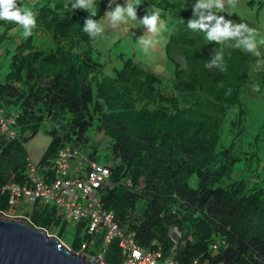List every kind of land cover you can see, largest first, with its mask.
<instances>
[{"label": "trees", "instance_id": "16d2710c", "mask_svg": "<svg viewBox=\"0 0 264 264\" xmlns=\"http://www.w3.org/2000/svg\"><path fill=\"white\" fill-rule=\"evenodd\" d=\"M164 1L180 7L168 45L175 64L171 80L124 55L101 61L95 36L83 27L89 16L96 21L112 8L110 0L89 10L72 8L76 0H41L31 8L33 34L16 46L7 72L0 69L1 105L15 115L17 135L0 133V215L11 208L8 187L32 186L27 146L42 130L51 136L39 161L46 182L59 152L93 147L84 142L94 132L105 138L111 155L109 164L96 162L112 170L113 185L101 196L104 208L142 251L159 255L160 264H264V171L254 166L255 143L244 142L247 103L264 93V49L255 56L235 41H209L205 31L188 27L198 18L193 8L184 14L179 4ZM17 26L0 20V44ZM217 53L226 71L205 67ZM29 215L32 227L46 231L68 224L56 208L40 203ZM174 228L179 240L172 238ZM88 241L77 230L71 251L81 253ZM104 261L123 264L118 240Z\"/></svg>", "mask_w": 264, "mask_h": 264}, {"label": "rangeland", "instance_id": "374dc122", "mask_svg": "<svg viewBox=\"0 0 264 264\" xmlns=\"http://www.w3.org/2000/svg\"><path fill=\"white\" fill-rule=\"evenodd\" d=\"M40 1L41 0H20V3L23 7L31 10V8H34V5ZM97 1L103 2L105 0H93V7H95V3ZM168 1L173 4H179L183 7L185 10L184 14H186L187 11H191L193 5L197 3V0ZM252 1H254V3H252ZM263 1L264 0H235V6H232L225 0V6L223 8V11L227 9L225 14V19L227 18L226 20H232L235 23H244L250 28L256 29L258 34L256 36L258 49H264V11H257L258 8L264 9ZM111 4L112 8L104 10L103 16L96 20L103 28L102 34L95 36V43L99 46L102 52L101 61L105 63L107 59L108 62H117V57L124 55V59L134 58L140 65L152 70L154 73L166 80L174 79L175 64L172 63L169 58L168 45L177 26V19L174 16V13L178 12L180 7H170L164 0H113V3ZM117 4L122 7H126L127 4H131L134 8H136L137 19L132 20L125 14L124 22L113 25L110 17L106 15V13L114 10ZM221 10L222 9L218 8L211 9L212 14L215 16L219 15V13L221 14ZM202 11L204 16L209 15V10ZM90 12L93 13V11ZM153 12H158L160 20H163L165 24V27L161 29L159 35L148 32L147 28L140 20L145 15H151ZM87 13H89V11L85 12V14ZM0 32L2 31L0 30ZM9 36L10 39L0 44V69L2 73L7 72V64L9 63L11 54L15 50L16 46L21 41L26 39L23 35V29L19 25L10 31ZM140 37L153 41L147 51H145L143 45L139 42ZM177 57L179 58L181 64L184 65V60L181 59V56L178 55ZM247 104L249 108L248 117L250 119L248 123L249 134L244 137L245 146L250 143H255L254 148L250 150V152H256L258 155V161L254 166L259 167L260 171H264V93L261 96H257L255 99L249 100ZM62 124V122L56 123L58 127ZM87 141L91 142L94 148L89 149V154L85 156L83 154L88 162H97L100 165L109 164L111 162L109 160V156L111 157L110 151L107 148V143L103 136L90 132L84 143ZM50 143L51 136L46 134L45 130H42L27 146L31 158L36 161L40 160L42 154L47 150ZM82 146L83 148L90 147V145L86 144H83ZM81 162L83 165L87 166L86 163L83 161ZM239 175L240 172L236 171L234 177L238 178ZM18 207L16 209H18ZM0 219L5 220L6 216L0 215ZM60 229H62V226L59 227L58 230L55 229L49 231V235L58 237L59 232L61 231L60 240L67 246L71 247L75 242L76 236L74 225L70 223L63 230ZM185 238L190 241L192 237L190 233H188ZM174 239L178 240L179 236H176ZM82 252L84 251L82 250ZM83 257L87 258V256Z\"/></svg>", "mask_w": 264, "mask_h": 264}, {"label": "built area", "instance_id": "2783aa9c", "mask_svg": "<svg viewBox=\"0 0 264 264\" xmlns=\"http://www.w3.org/2000/svg\"><path fill=\"white\" fill-rule=\"evenodd\" d=\"M14 114H7L0 100V133L8 138H16L12 129ZM82 148L77 145L65 147L59 152L51 182H45L40 175L39 161L29 154L27 175L31 181L30 188L8 187L11 190V208L2 214L6 219L31 223L30 212L34 205L56 208L72 223L75 230L80 229L89 241L84 243L82 250L89 254L90 259L98 264H105L108 248L119 241L123 254V264H160L159 255L142 251L134 241L132 234L122 230L116 221V216L104 208L101 196L105 189L112 186V170L95 162H88L82 154ZM86 161L87 167L78 161ZM19 206V207H18ZM18 207V209H16ZM48 232V231H47ZM179 236L173 229L172 238ZM178 239V240H179ZM217 250V247H214ZM165 264H176L168 260Z\"/></svg>", "mask_w": 264, "mask_h": 264}, {"label": "clouds", "instance_id": "9594fccd", "mask_svg": "<svg viewBox=\"0 0 264 264\" xmlns=\"http://www.w3.org/2000/svg\"><path fill=\"white\" fill-rule=\"evenodd\" d=\"M226 2L229 5L235 6V0H226ZM111 3H113V0H111ZM93 6H94L93 0H76V2L72 4V8L74 9L79 8L83 10L92 9ZM224 6H225V0H197V3L193 5V15L194 17H198V18L190 19L188 21V27L193 31H197V30L205 31L206 38L209 41H214L222 45L228 43L229 41H235L237 47H242L245 51L252 53L255 56H259L260 52L258 50V42L256 39V36L258 35L256 29L250 28L247 24L244 23H235L232 20H226L227 19V18L225 19L226 11L223 12V17L215 16L212 14L211 9L213 8L223 9ZM202 10H209V15L207 17L204 16ZM94 14L95 13L93 12V15ZM125 14L128 18H131L132 20L137 19L136 8H134L131 4H127L126 7H122L119 4H117L114 10L106 13V15L110 17L113 25H116L117 23L120 22H124ZM0 20H4L6 22H12L22 27L23 35L25 38L31 36L33 34V30L36 28V14L30 9L23 7L20 3V0H0ZM140 20L141 23L147 28L148 32L156 35H159L161 29L165 27L164 21L160 20V16L158 12H153L151 15H145ZM206 20L208 21V23H205ZM212 20H215L216 23L214 26L209 28L208 25L211 23ZM158 22H159V27H158ZM83 30L85 33H88L90 36H97L102 34L103 32L102 26H100L97 21L92 19L91 16L85 19ZM139 42L143 45L145 51H147V49L153 43L152 40L144 39L143 37L139 38ZM213 66H216L222 72L226 71V66L224 64L223 57L221 54L219 53L215 54L212 61L205 65V67L207 68H212ZM254 90L258 91L259 89L257 87L254 88ZM79 147L82 148V152H83L82 154H84L83 146L81 145ZM83 162L86 163V161ZM80 163L81 165H83L82 162L79 160L77 162L78 167ZM47 233L49 234V231ZM81 234L83 235L82 232ZM56 238L60 240L59 237ZM64 245L67 246L66 244ZM67 247L71 250L69 246ZM79 255H81L82 257L87 256L89 260L86 257L85 258L88 261L93 262L90 259L88 253L81 252L79 253Z\"/></svg>", "mask_w": 264, "mask_h": 264}, {"label": "water", "instance_id": "95a60500", "mask_svg": "<svg viewBox=\"0 0 264 264\" xmlns=\"http://www.w3.org/2000/svg\"><path fill=\"white\" fill-rule=\"evenodd\" d=\"M0 264H98L22 221L0 219Z\"/></svg>", "mask_w": 264, "mask_h": 264}, {"label": "crops", "instance_id": "0c3cea01", "mask_svg": "<svg viewBox=\"0 0 264 264\" xmlns=\"http://www.w3.org/2000/svg\"><path fill=\"white\" fill-rule=\"evenodd\" d=\"M90 148H92L93 149V147L91 146V147H87V148H84L83 150H84V156L85 155H87V154H89V149ZM85 151H87V152H85ZM86 165H84V167H85Z\"/></svg>", "mask_w": 264, "mask_h": 264}]
</instances>
